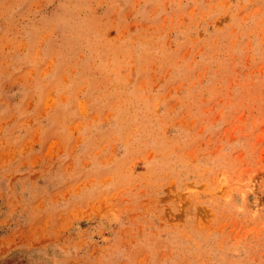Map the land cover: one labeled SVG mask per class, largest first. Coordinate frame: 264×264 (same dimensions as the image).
<instances>
[{
  "label": "rangeland",
  "instance_id": "rangeland-1",
  "mask_svg": "<svg viewBox=\"0 0 264 264\" xmlns=\"http://www.w3.org/2000/svg\"><path fill=\"white\" fill-rule=\"evenodd\" d=\"M0 264H264V0H0Z\"/></svg>",
  "mask_w": 264,
  "mask_h": 264
}]
</instances>
